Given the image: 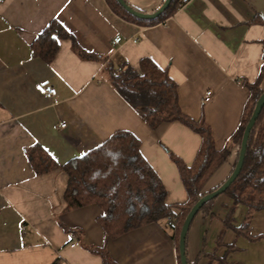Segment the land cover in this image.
Listing matches in <instances>:
<instances>
[{"label": "crops", "instance_id": "crops-1", "mask_svg": "<svg viewBox=\"0 0 264 264\" xmlns=\"http://www.w3.org/2000/svg\"><path fill=\"white\" fill-rule=\"evenodd\" d=\"M126 1L143 12L164 2ZM54 20L95 56L83 57L72 38L59 39L51 62L33 56L32 42ZM259 20H264V0H189L155 24L124 18L108 0L0 2V264H103L92 251L101 247L116 264H179L176 228L168 220L108 237L98 223L102 209L89 204L67 210L68 174L61 167L35 173L27 150L40 145L62 165L115 131L128 130L140 139L143 156L164 183L166 202L184 204L188 192L170 154L191 165L201 136L179 121L151 128L112 85L107 66L138 69L148 57L167 69L182 111L204 118L222 149L239 125L250 94L246 82H255L262 72L264 23ZM40 83L55 87L56 95L40 92ZM210 89L213 95L205 101ZM230 145L232 157L204 191L229 177L237 148ZM233 204L222 193L210 212L196 215L187 237L191 264H264V209L237 231L248 207L236 205L230 219Z\"/></svg>", "mask_w": 264, "mask_h": 264}, {"label": "trees", "instance_id": "trees-1", "mask_svg": "<svg viewBox=\"0 0 264 264\" xmlns=\"http://www.w3.org/2000/svg\"><path fill=\"white\" fill-rule=\"evenodd\" d=\"M108 2L116 13L126 19L155 24L166 21L187 1L172 0L160 16L154 19H141L130 14L117 0ZM259 21L264 23V20ZM61 38H72L74 49L83 57L95 56L79 48L72 35L55 20L32 42V55L51 62L59 49ZM107 69L112 85L151 128L155 129L164 122L179 121L201 136L200 147L191 165L170 154L179 169L188 192V200L176 206L166 202L167 190L164 183L143 156L140 139L128 130L115 131L100 146L62 165L40 145L28 149L27 157L38 174L61 167L69 177L64 193L66 209L97 204L102 209L98 223L108 237H117L163 219L170 221L171 226L176 228L175 242L178 262L181 264L179 235L182 224L199 199L223 184L224 181L209 191L203 190L216 170L232 157L231 143H235L237 147L231 173L233 172L245 127L264 92V88L260 86L264 64L257 80L253 83L246 82L250 94L244 104L239 125L222 149L216 148L211 126L204 118L195 120L182 111L177 83L167 69L161 68L148 57L141 59L138 69L126 64L116 70L112 63ZM224 193L229 195L234 203L229 213L230 219L236 205L243 204L248 207V214L244 222L236 227L237 231L248 228L253 213L264 209V107L251 129L243 168ZM217 197L207 201L197 215L210 212ZM174 208H178L179 212ZM187 237L188 233L186 255ZM92 251L101 255L103 264H116L105 247L93 248ZM188 264H191L189 259Z\"/></svg>", "mask_w": 264, "mask_h": 264}, {"label": "water", "instance_id": "water-1", "mask_svg": "<svg viewBox=\"0 0 264 264\" xmlns=\"http://www.w3.org/2000/svg\"><path fill=\"white\" fill-rule=\"evenodd\" d=\"M121 6L127 10L130 14L141 18V19H154L160 16V14L169 6L172 0H165L164 3L154 12H143L140 10H137L133 8L126 0H117ZM264 107V92L260 96L256 107L250 117L249 122L247 123L244 133H243V138L241 142V147L239 150V157L238 161L236 163V166L233 170V172L229 175V177L223 182V184L217 188L214 191H211L204 195L201 199H199L194 206L190 209L188 212L179 235V254H180V260L181 264H188V259L186 255V236L188 233V230L190 228V225L192 221L194 220L195 216L201 209V207L209 200L221 195L222 193L225 192V190L235 181V179L238 177L240 174L244 162H245V156H246V151H247V146H248V139L250 136L251 129L256 123L257 118L259 117L262 108Z\"/></svg>", "mask_w": 264, "mask_h": 264}, {"label": "built area", "instance_id": "built-area-1", "mask_svg": "<svg viewBox=\"0 0 264 264\" xmlns=\"http://www.w3.org/2000/svg\"><path fill=\"white\" fill-rule=\"evenodd\" d=\"M2 1L3 0H0V2H2ZM186 1H189V0H186ZM120 41H121V37L120 36H116L114 38V43H119ZM37 88H38V90L40 92H42L43 94H45V95H47L49 97L55 96L56 92H57L56 88L51 86V85H45V84H41L40 83V84H37ZM212 95H213V90H211V89L207 90L204 100L205 101H209L211 99ZM63 126H65V124H63ZM168 224L171 225L172 223L170 221H168ZM75 245H77V243L72 244V246H75Z\"/></svg>", "mask_w": 264, "mask_h": 264}]
</instances>
